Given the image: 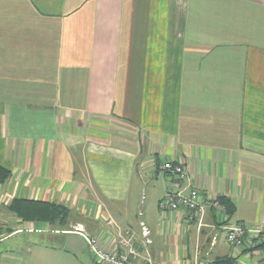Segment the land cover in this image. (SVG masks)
Listing matches in <instances>:
<instances>
[{
  "label": "crops",
  "instance_id": "0c3cea01",
  "mask_svg": "<svg viewBox=\"0 0 264 264\" xmlns=\"http://www.w3.org/2000/svg\"><path fill=\"white\" fill-rule=\"evenodd\" d=\"M165 161L234 214L162 212ZM0 165V264L128 230L133 264H264L227 241L264 230V0H0ZM22 199L67 207L72 230L23 221Z\"/></svg>",
  "mask_w": 264,
  "mask_h": 264
},
{
  "label": "built area",
  "instance_id": "2783aa9c",
  "mask_svg": "<svg viewBox=\"0 0 264 264\" xmlns=\"http://www.w3.org/2000/svg\"><path fill=\"white\" fill-rule=\"evenodd\" d=\"M160 170L174 180V190L168 192L160 201L159 208L162 212L183 209L191 213L189 217L191 221L195 215L202 218L207 208L225 210L220 201L208 199L193 187L183 185L188 178L187 169L183 164L165 161L161 163ZM227 231V241L234 249L243 248L251 253L264 249V230L259 227H249L243 223H237L228 227ZM73 233H77L84 240L92 259L98 264H133L136 259L140 258L136 246V236L131 230L118 237L119 248L114 251L105 250L95 237L78 231ZM142 233L145 237L149 235L146 229ZM146 264H152V262L147 260Z\"/></svg>",
  "mask_w": 264,
  "mask_h": 264
},
{
  "label": "trees",
  "instance_id": "16d2710c",
  "mask_svg": "<svg viewBox=\"0 0 264 264\" xmlns=\"http://www.w3.org/2000/svg\"><path fill=\"white\" fill-rule=\"evenodd\" d=\"M10 177L11 172L0 165V185L7 182ZM219 201L229 216L234 214L235 207L230 200L221 197ZM11 210L25 222L43 223L60 228L67 226L70 216V210L65 206L35 200H16Z\"/></svg>",
  "mask_w": 264,
  "mask_h": 264
},
{
  "label": "rangeland",
  "instance_id": "374dc122",
  "mask_svg": "<svg viewBox=\"0 0 264 264\" xmlns=\"http://www.w3.org/2000/svg\"><path fill=\"white\" fill-rule=\"evenodd\" d=\"M49 227L50 228H58L59 231H65L67 228H70L72 230V228L68 227V226H65L64 228H60L59 226H49ZM74 228H76V226ZM74 230H76V229H74ZM47 236H49V235H47ZM39 237H44V236H39ZM80 251H81V253H80ZM80 251L78 252V253H80L78 257L63 256L62 254H58V260H57L58 263L57 264H88L86 259H88V261L91 264H97L94 260L91 259L92 257L90 258L87 249H82ZM83 254H84V256H82Z\"/></svg>",
  "mask_w": 264,
  "mask_h": 264
},
{
  "label": "water",
  "instance_id": "95a60500",
  "mask_svg": "<svg viewBox=\"0 0 264 264\" xmlns=\"http://www.w3.org/2000/svg\"><path fill=\"white\" fill-rule=\"evenodd\" d=\"M65 244L72 251H79L86 248V243L77 233H69L66 236Z\"/></svg>",
  "mask_w": 264,
  "mask_h": 264
}]
</instances>
